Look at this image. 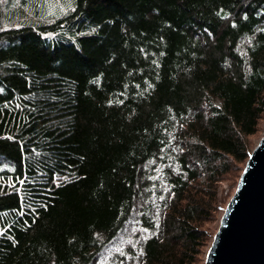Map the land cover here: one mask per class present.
<instances>
[{
	"label": "trees",
	"instance_id": "1",
	"mask_svg": "<svg viewBox=\"0 0 264 264\" xmlns=\"http://www.w3.org/2000/svg\"><path fill=\"white\" fill-rule=\"evenodd\" d=\"M64 7L0 0V264L203 263L264 116V0Z\"/></svg>",
	"mask_w": 264,
	"mask_h": 264
},
{
	"label": "water",
	"instance_id": "2",
	"mask_svg": "<svg viewBox=\"0 0 264 264\" xmlns=\"http://www.w3.org/2000/svg\"><path fill=\"white\" fill-rule=\"evenodd\" d=\"M203 264H264V133L245 162Z\"/></svg>",
	"mask_w": 264,
	"mask_h": 264
},
{
	"label": "rangeland",
	"instance_id": "3",
	"mask_svg": "<svg viewBox=\"0 0 264 264\" xmlns=\"http://www.w3.org/2000/svg\"><path fill=\"white\" fill-rule=\"evenodd\" d=\"M65 2H66V0H51V7H52V9H51L50 14L47 15V19H51L52 17L54 18V16H56V14H57L58 12H60V14H61L62 12H64V11L66 10V8L64 7ZM263 133H264V116H263V117L261 118V120L259 121V125H258V130H257V132H256L254 135L250 136L249 139H248L249 142H250V144H251V146H252V149H253L254 146L258 143V141L261 139ZM252 149H251V150H252ZM244 165H245V164H240V165H239V168H240V167L244 168V167H243ZM238 172H239V171H238ZM238 172H237V174H238ZM238 178H239V177L236 175V176L232 177L231 180H230V178H229V179L224 180V181H222V182L220 183V186H219V188H218V197H220V195H221V193H222V190H223V189H226L227 186H229L230 184H232V188L230 189V195L225 199V201H223V202H221V203H218V204H219L220 211L217 213V217H216L215 221L203 225V228H204L206 231H209V233H211V234H213V235H214V233H215V231H216V229H217V227H218V224H219V218H220V216H221V214H222V212H223V210H224V208H225V206H226V204H227V202H228L230 196L232 195V193H233V191H234V189H235V186H236V184H237ZM234 183H235V184H234ZM233 184H234V185H233ZM220 200H221V197H220ZM211 240H212V239H211ZM211 240H210V242H211ZM209 244H210V243H209ZM209 244H208V246H209ZM204 257H205V256H204ZM197 264H203V263H202V262H201V263L198 262Z\"/></svg>",
	"mask_w": 264,
	"mask_h": 264
}]
</instances>
